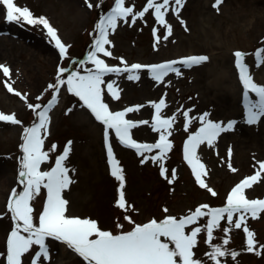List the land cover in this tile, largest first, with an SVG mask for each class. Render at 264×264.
I'll return each instance as SVG.
<instances>
[{
  "label": "rangeland",
  "instance_id": "1",
  "mask_svg": "<svg viewBox=\"0 0 264 264\" xmlns=\"http://www.w3.org/2000/svg\"><path fill=\"white\" fill-rule=\"evenodd\" d=\"M14 2L17 6L28 7L36 17L45 16L69 48L66 57L61 59L54 41H50L42 25L8 22L6 10L0 5V64L10 69L9 77L0 71V113L14 115L22 122L15 126L0 122V264H6V241L15 224L7 210L8 197L13 188L17 192L23 189L17 181L18 157L22 155L19 148L21 135L24 127L38 122L27 105L47 103L52 90H45L55 82L59 67L67 69L61 77L65 80L72 72L83 75V69L93 67L87 61V54L97 34L95 24L115 6V0H91L92 8L86 6L85 0ZM125 3L138 11L146 6L147 0H125ZM213 3L214 0H187L182 9V18L188 31L173 15L166 14V22L173 26V36L167 42L162 39L163 29L156 23L153 10L135 23H131L130 17L127 22L118 20L117 29L109 33L112 44L105 46L113 56L99 54L110 66L117 67L124 66L120 58L129 66L132 63L166 62L194 54L210 58L202 66L183 71L180 78L169 74L161 84L151 80L146 70H141L142 78L139 81L127 80V74L105 78L117 80L120 96L118 100H113L106 86H102L110 110L122 111L128 107L142 106L125 116L137 124L136 128L130 130L132 139L137 143L154 144L159 139L160 133L151 127L155 110L149 106L150 103L164 98L167 107L162 110L163 115L170 117L176 114L171 135L168 136L173 147L161 161L168 170V178H171L172 170H176L172 184L160 176L157 163L151 160L142 163L141 155L121 145L114 132H110L109 143L125 175L127 209L116 206L119 183L110 174L103 125L95 121L90 110L79 107L82 102L67 92L66 85L61 87L56 106L49 113L48 132L44 137V150L47 151L53 144L57 149L50 152L49 161L41 166V170H50L54 166L55 156L62 154L68 141H73L67 163L76 169L75 173H70L75 183L62 194L69 201L66 215L91 218L97 221L102 230L117 234L134 226L124 220L125 215H129L135 224H143L153 218L162 220L167 215L177 218L187 216L205 204L212 208L222 207L231 189L258 170V162L264 161V117L254 125L246 122L243 85L239 81L233 53L237 50L246 53L245 63L253 82L264 86V55L259 64L254 55L256 50L264 49V0H223L218 11L212 7ZM96 4H100V7H95ZM154 27L161 37L157 51L153 49ZM6 83L11 84L14 92L7 91ZM15 92L21 93V96ZM22 96H26V99H22ZM37 96H42V99L38 101ZM249 99L255 101L258 97L249 93ZM69 108L73 110L66 114ZM188 108L192 109L190 116L208 111L213 122L226 124L236 121L233 129L222 133L212 146L204 144L197 149V156L205 166L206 174L202 180L206 188L196 183L191 167L183 158L184 142L189 134L201 126L199 121H194L187 131L184 130V118L177 110ZM144 120L149 123H140ZM229 147L232 149L230 158ZM158 152L153 149L144 155L150 157L158 155ZM229 162L236 169L235 172L228 167ZM207 188H211L216 195L213 196ZM245 196L248 199H264V173L256 184L245 189ZM45 203L46 190L42 189L30 202L36 224ZM238 218L236 215L233 217L234 220ZM207 219L201 217L194 224L186 226V233L195 227L202 228L197 235V245L193 248L194 258L205 261V264H215L208 261L206 256L211 250L210 244H220L222 238H227L229 244L225 247L239 254L235 260L230 256L220 258L221 264H264V248L260 247L264 245V213L256 219L246 215L244 221V226L253 232L257 242L253 252L246 250L243 226L235 229L234 225L228 224L226 217L220 221V227L213 230L211 242H207L204 230ZM118 223L123 224V229L117 228ZM221 228H230V231L225 235ZM46 243L50 248V258L43 264H86L62 242L47 238ZM170 247L174 245L170 244ZM37 250L38 246H33L22 257V264H31ZM61 250L67 252L66 255ZM256 251L261 254L256 255ZM38 264L41 262L38 261Z\"/></svg>",
  "mask_w": 264,
  "mask_h": 264
},
{
  "label": "snow or ice",
  "instance_id": "2",
  "mask_svg": "<svg viewBox=\"0 0 264 264\" xmlns=\"http://www.w3.org/2000/svg\"><path fill=\"white\" fill-rule=\"evenodd\" d=\"M187 0H147V4L142 10L134 11L133 6H126L125 0H115V6L106 16L100 17L95 24V32L91 48L87 54V61L93 65L91 68L83 69L85 74L72 72L67 79H62V75L67 72L64 67H59L56 80L50 83L45 91L52 90L51 98L46 104L29 103L27 107L32 110L37 123L24 127L21 135L22 143L19 145L22 155L18 157V176L17 181L23 186L22 191L17 192L12 189L8 197L7 210L11 213V218L15 222L12 231L6 241V264H22V257L29 253L33 246H38L34 253L35 258L31 264H43L50 258V248L46 243L47 238L60 241L77 254L86 264H205V261L194 258L193 248L197 245V235L202 231L201 227L192 228L190 233H186V226L194 224L199 218L207 217L205 229L207 242L213 238V230L220 227V221L226 217L230 226L241 229L246 234V250L253 252L257 246L253 232L244 226L246 215L256 219L264 213V199H248L245 196V189L251 188L256 184L264 173V161L258 162V170L254 175H250L236 184L227 196L226 204L222 207L212 208L208 205H201L187 216L180 218L174 215H167L162 220L150 219L143 224H135L129 217L124 216V220L133 224L131 230L120 231L114 234L109 230H102L97 221L91 218H79L66 215L69 201L62 195L65 190L75 183L70 173H75L76 169L68 166V159L72 151L73 141H68L63 148L62 154L55 156L54 166L50 170H41V166L49 161L50 152H54L57 146L53 144L47 151L44 150V137L47 135L49 126V113L56 106L58 94L61 87L66 85L67 92L79 98V107L90 110V114L95 121L103 125L104 146L106 149L107 163L110 166V174L119 183L118 199L116 206L120 209H127L125 197V175L119 162L113 154V147L109 143L110 132H114L115 137L121 145L134 149L141 155V162L151 160L159 165V174L172 184L176 178V170H172L171 178L167 177V169L161 162L172 149L173 145L168 136L176 120V114L165 117L162 110L167 107L164 98L158 102L150 103V107L155 110L152 116L151 127L153 131L159 132V139L154 144L137 143L132 139L130 130L137 127V124L130 119H126V113L138 111L136 108L128 107L122 111L110 110L109 104L105 102L104 87L113 100H118L119 90L117 80L108 79L111 75L120 77L124 74L129 81H139L142 78L141 70H146L151 80L157 84L165 82L169 74H175L177 78L182 76L185 70H192L197 66H202L209 61V57L203 54L186 55L179 59H173L159 63H132L130 66L123 58L120 63L123 67L110 66L99 54L104 57H112L113 53L107 49L106 45H111L109 33L117 29V22L128 21L135 23L138 18H144L149 10H153L155 21L163 29V41H169L173 36V26L166 22V14L173 15L185 28L186 21L182 18V9L186 6ZM223 0H214L212 7L219 10ZM88 8L93 7L91 0H85ZM0 5L6 10V20L15 23H27L28 25H42L46 30V35L50 41H54V46L58 49L61 59L65 58L69 46L61 41L57 30L50 24L45 16L36 17L28 7H20L14 0H0ZM95 7L99 8L100 4ZM154 40L153 49L158 50L161 37L157 35V28L152 30ZM173 43L175 41H172ZM257 64L261 62L264 49L254 52ZM234 65L239 71V81L243 85V96L245 101L247 124L254 125L264 117V86H258L253 82V77L249 74V67L245 63L246 53L235 51ZM0 71L5 77L10 76L9 67L0 64ZM8 92H14L11 84H5ZM170 86V84L168 85ZM249 93H254L258 99H249ZM17 96L21 93L15 92ZM26 99V96H22ZM42 96H37L41 100ZM69 108L66 111L71 112ZM184 118V130L187 131L189 125L194 121L200 122V127L192 134H189L183 144V158L191 167L196 183L201 188L207 185L202 180L204 164L197 156V149L204 144L212 146L222 133H227L233 129L236 121H228L226 124L213 122L209 117L208 111L202 115H192L191 108L187 110H177ZM0 122L11 126L20 125L22 122L14 115L0 113ZM140 123L148 124L144 120ZM153 149L159 150L158 155L145 156L144 153L151 152ZM229 158L232 156V149H228ZM228 167L235 172L236 169L229 162ZM46 190V203L38 215V224L34 223V209L30 202L41 192ZM207 190L215 196L216 193L211 189ZM207 209V211H203ZM165 212L168 209H164ZM234 215L238 219H233ZM22 222V224L20 223ZM118 229H123V224H117ZM227 235L230 228H221ZM21 233H26L23 235ZM163 238V239H162ZM174 245V247H170ZM229 244L227 238H222L220 244H210L211 250L206 253L208 261L221 264L220 258L230 256L233 260L238 256L236 250H229L225 246ZM264 248V245L260 246ZM256 251V255H260Z\"/></svg>",
  "mask_w": 264,
  "mask_h": 264
},
{
  "label": "bare ground",
  "instance_id": "3",
  "mask_svg": "<svg viewBox=\"0 0 264 264\" xmlns=\"http://www.w3.org/2000/svg\"><path fill=\"white\" fill-rule=\"evenodd\" d=\"M61 253H62L63 255H66V253H67V252L65 253V251H64V250H61Z\"/></svg>",
  "mask_w": 264,
  "mask_h": 264
}]
</instances>
